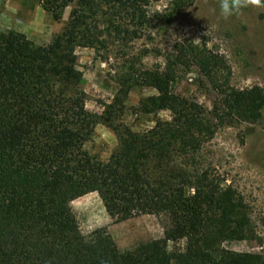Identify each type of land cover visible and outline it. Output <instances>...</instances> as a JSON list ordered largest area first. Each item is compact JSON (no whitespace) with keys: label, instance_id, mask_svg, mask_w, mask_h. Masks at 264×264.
<instances>
[{"label":"trees","instance_id":"1","mask_svg":"<svg viewBox=\"0 0 264 264\" xmlns=\"http://www.w3.org/2000/svg\"><path fill=\"white\" fill-rule=\"evenodd\" d=\"M40 1L55 20L73 6L49 44L0 33V264H264L262 254L221 248L223 241L252 238L243 200L194 166L218 128L264 118V88L232 87L223 81L222 57L206 44L182 45L164 69L119 77L112 102L91 113L77 48L104 44V20L117 35L142 29L150 0ZM186 59L217 93L211 112L173 90L175 66ZM135 86L157 92L140 100L139 113L168 110L171 119L158 118L144 132L121 124ZM98 124L118 141L106 162L85 149ZM90 193L116 223L167 214L171 227L162 238L121 251L107 227L81 232L71 204ZM180 240L184 251L171 252L169 243Z\"/></svg>","mask_w":264,"mask_h":264},{"label":"rangeland","instance_id":"2","mask_svg":"<svg viewBox=\"0 0 264 264\" xmlns=\"http://www.w3.org/2000/svg\"><path fill=\"white\" fill-rule=\"evenodd\" d=\"M233 4L234 0H150L148 23L139 30L132 26L120 35L108 31L104 20V44L76 50L87 110L101 114L119 89V77L164 69L168 61L175 60L182 45L206 44L222 57L228 67L223 81L229 79L232 87L264 88V6L248 4L235 12ZM225 8L233 10L227 18ZM72 10L73 6L65 8L60 20H55L40 0H0V33L20 32L37 45H47L62 31ZM129 24L125 20L124 29ZM175 69L174 92L211 112L217 93L199 69L190 59ZM156 94L153 88L135 86L120 123L135 132H144L158 118L170 120L168 110L155 115L136 110L142 98ZM117 146L113 130L98 124L85 149L106 162ZM194 166L200 173L206 172L221 190L232 187L243 200L252 238L223 241L221 248L264 255V118L253 125L218 128L212 141L196 156ZM71 207L84 235L107 227L121 251L162 238L171 227L167 214L116 223L97 193L73 201ZM185 245V240L170 242L168 249L183 252Z\"/></svg>","mask_w":264,"mask_h":264},{"label":"clouds","instance_id":"3","mask_svg":"<svg viewBox=\"0 0 264 264\" xmlns=\"http://www.w3.org/2000/svg\"><path fill=\"white\" fill-rule=\"evenodd\" d=\"M248 4L256 5V6H264V0H234L233 10L238 12L243 7L247 6ZM233 10L225 8V16H231L233 14Z\"/></svg>","mask_w":264,"mask_h":264}]
</instances>
